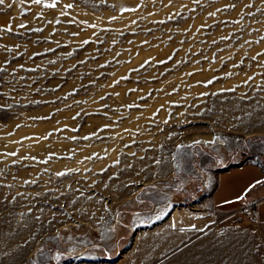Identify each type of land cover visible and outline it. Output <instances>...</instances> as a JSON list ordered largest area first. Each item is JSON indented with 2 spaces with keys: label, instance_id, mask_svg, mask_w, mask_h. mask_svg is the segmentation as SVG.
Segmentation results:
<instances>
[{
  "label": "rangeland",
  "instance_id": "1",
  "mask_svg": "<svg viewBox=\"0 0 264 264\" xmlns=\"http://www.w3.org/2000/svg\"><path fill=\"white\" fill-rule=\"evenodd\" d=\"M243 162L264 169V0L0 3V264H178Z\"/></svg>",
  "mask_w": 264,
  "mask_h": 264
},
{
  "label": "crops",
  "instance_id": "2",
  "mask_svg": "<svg viewBox=\"0 0 264 264\" xmlns=\"http://www.w3.org/2000/svg\"><path fill=\"white\" fill-rule=\"evenodd\" d=\"M264 178L257 162H243L223 170L213 190L208 209L215 226L206 233L196 232L197 224L179 234L189 247L178 264H261L264 262V185L245 193L255 180ZM244 196V199H237ZM257 204L258 224L251 225L242 210ZM167 237L164 244L171 245ZM192 256V262L187 261Z\"/></svg>",
  "mask_w": 264,
  "mask_h": 264
},
{
  "label": "snow or ice",
  "instance_id": "3",
  "mask_svg": "<svg viewBox=\"0 0 264 264\" xmlns=\"http://www.w3.org/2000/svg\"><path fill=\"white\" fill-rule=\"evenodd\" d=\"M37 3L40 2V0H36ZM48 0H45V3H47ZM0 3H3V0H0ZM52 4L53 6H55V0H52ZM69 7H72V5H68ZM201 141H193L194 144H198L200 143ZM205 143H207V141H205ZM177 147H183V145H177ZM115 163H118V161H116ZM101 171H103V169H101ZM63 173H58V175H62ZM115 175V174H114ZM257 185H264V178H261V179H258V180H255L253 181L252 183H250L247 188H245V193L253 190ZM245 197L244 196H238L237 199H244ZM40 251V250H38ZM62 255L61 252H57L56 253V257L59 258L60 256ZM41 256H43V253L41 252ZM31 264H37V261L33 260L31 261ZM40 264H48L47 260H41L40 261ZM261 264H264V262H261Z\"/></svg>",
  "mask_w": 264,
  "mask_h": 264
},
{
  "label": "built area",
  "instance_id": "4",
  "mask_svg": "<svg viewBox=\"0 0 264 264\" xmlns=\"http://www.w3.org/2000/svg\"><path fill=\"white\" fill-rule=\"evenodd\" d=\"M258 205L253 204L242 210L243 214L247 217V221L251 225L258 224Z\"/></svg>",
  "mask_w": 264,
  "mask_h": 264
}]
</instances>
